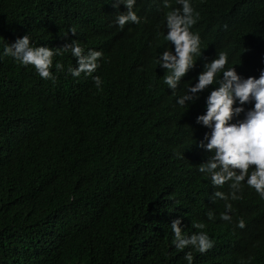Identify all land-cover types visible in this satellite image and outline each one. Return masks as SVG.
<instances>
[{
  "label": "trees",
  "instance_id": "1",
  "mask_svg": "<svg viewBox=\"0 0 264 264\" xmlns=\"http://www.w3.org/2000/svg\"><path fill=\"white\" fill-rule=\"evenodd\" d=\"M193 6L204 56L226 51L239 74L258 76L264 0ZM133 7L140 22L121 29L115 17L125 6L111 0H0V51L27 32L37 44L75 39L103 52L94 73L100 90L91 76L66 71L75 66L70 53L54 56L53 65L65 68L53 67L55 82L10 56L0 59V264H187L189 249L171 246L177 216L189 234L197 231L190 221L204 222L215 241L204 253L193 251L192 264H239L248 256L264 264V200L245 187L231 202L232 222L222 221L224 202L209 199L213 187L197 170L210 155L196 146L207 143L210 128L195 121L208 91L184 109L162 83L156 58L170 47L163 39L167 9L160 0ZM70 26L77 32L63 36ZM237 219L245 228L235 227Z\"/></svg>",
  "mask_w": 264,
  "mask_h": 264
},
{
  "label": "clouds",
  "instance_id": "2",
  "mask_svg": "<svg viewBox=\"0 0 264 264\" xmlns=\"http://www.w3.org/2000/svg\"><path fill=\"white\" fill-rule=\"evenodd\" d=\"M113 7L120 4L125 6V11L118 12L115 24L123 28L126 23H139L140 17L134 10L136 0H111ZM167 9L163 18V39L170 47L164 46L156 58V67L162 68V83L171 89L175 97V104L181 108L189 107L186 101L195 102L202 92L208 91L204 99L205 110L195 117L197 123L210 128L203 136L207 143H197L210 155L199 164L198 171L210 181L213 187L209 199L222 200L223 211L219 219L232 222V201L241 199L240 193L247 187L253 190L260 200H264V68L259 70L258 76H242L230 63L226 51L215 52L211 59L204 56L202 40L199 32L193 31L192 26L199 19V12L193 6V0H160ZM166 30V31H165ZM75 34L77 29L70 26L63 34ZM6 40V39H5ZM3 44L0 59L10 56L14 62L21 66L31 65L36 74L45 80L55 82L56 75L52 70L64 71V66L56 62L54 56L70 53L75 58V66L69 65L66 69L72 77L79 78L91 76L97 90H100L102 79L94 75L99 67L103 52L99 49H85L77 40L64 43L59 47H50L47 44H37L27 32L17 36L14 41ZM245 51V50H244ZM242 53V52H241ZM240 53V55H241ZM201 60V70L194 78H189L188 84L182 85V77L196 66ZM264 63V56L261 58ZM227 65V66H226ZM192 79L195 83H192ZM184 91L177 95L180 87ZM251 104V107L245 105ZM243 116L234 120V116ZM227 185L228 191L218 190ZM208 220H214V213L209 210ZM182 216H177L170 221L172 233L171 246L184 252L187 264H192V252L204 253L214 246V239L207 231L204 222L190 221L191 227L197 231L190 234L183 229ZM235 227L245 228V221L237 219ZM252 256L241 258L239 264H252Z\"/></svg>",
  "mask_w": 264,
  "mask_h": 264
}]
</instances>
